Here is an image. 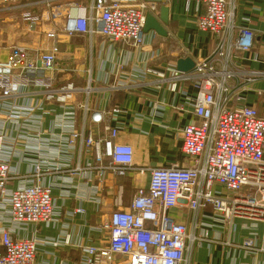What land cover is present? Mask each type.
Instances as JSON below:
<instances>
[{
    "label": "built area",
    "instance_id": "built-area-1",
    "mask_svg": "<svg viewBox=\"0 0 264 264\" xmlns=\"http://www.w3.org/2000/svg\"><path fill=\"white\" fill-rule=\"evenodd\" d=\"M167 1L0 0L5 21L29 33L39 30L43 36L33 46L16 44L0 53V219L18 229L54 221L51 189L40 182L42 169L50 168L29 148L43 134V117L53 111L45 104L71 106L54 117L51 134L68 177L80 171L79 166L70 170L77 146L79 152L85 150L81 172L94 193L107 174L123 178L135 167L133 148L116 143L119 129L104 122L105 113L87 101L74 102L75 96L90 94L92 81L76 85L66 78L69 69L59 71V44L63 37L96 36L113 45L142 47L146 15H155ZM201 4L196 28L213 35L214 51L195 63L191 72L173 76L191 83L196 92L190 101L192 119L181 131V151L191 165L139 169V184L127 210L100 217L97 228L107 241L84 248L83 264H187L194 238L185 223L170 215L173 210L209 209L226 221L264 220V117L255 108L228 104L231 82L240 76L237 53L252 49L253 33L247 29L235 33L227 0H201ZM257 75L249 73L245 79ZM77 110L90 116L88 130L78 128ZM14 159L28 163L30 171L15 172ZM144 173L149 176L146 186L140 184ZM12 180L15 187L10 186ZM37 249L36 240L16 239L0 228V264H35Z\"/></svg>",
    "mask_w": 264,
    "mask_h": 264
},
{
    "label": "crops",
    "instance_id": "crops-1",
    "mask_svg": "<svg viewBox=\"0 0 264 264\" xmlns=\"http://www.w3.org/2000/svg\"><path fill=\"white\" fill-rule=\"evenodd\" d=\"M227 1L235 33L247 29L254 37L250 51L237 53V69L243 78L236 77L231 82L232 101L228 104L232 108H255L264 117V0ZM161 7L167 10L168 22L163 25L167 35L144 33L142 47L113 45L96 36L63 37L60 41L59 71L69 69L66 78L76 85L92 81L90 94L77 95L74 102L87 101L105 113L104 122L119 129L116 143L133 148L135 167L123 178L107 174L104 184L94 193L81 172L85 150L79 152L77 146L70 170L79 166L80 171L68 177L51 134L55 133L54 117L71 106L45 104L46 109L53 111L43 117V134L29 148L35 151L34 157L46 161L45 167L51 169H42L40 182L51 189L54 221L18 229L0 219V228L13 233L14 238L38 242L35 264H83L84 248L104 246L107 241L105 233L97 228L100 217L114 210H127L139 184V169L191 165L181 151V131L192 119L190 101L196 92L188 81L173 78L176 73L182 74L175 65L180 58H189L194 65L207 59L216 41L210 33L196 28V19L203 13L201 0H168L152 15L157 20ZM249 73L258 75L245 79ZM76 121L79 129L92 127L90 116L81 110L76 112ZM11 166L19 175L31 169L18 159ZM148 178V173H144L140 184L146 186ZM13 181L11 187H15ZM214 189L220 191L218 187ZM77 208L82 213H74ZM170 215L185 223L194 238L187 264H264V220L232 217L226 221L209 209L197 213L173 210ZM248 241L249 247L245 245Z\"/></svg>",
    "mask_w": 264,
    "mask_h": 264
},
{
    "label": "rangeland",
    "instance_id": "rangeland-1",
    "mask_svg": "<svg viewBox=\"0 0 264 264\" xmlns=\"http://www.w3.org/2000/svg\"><path fill=\"white\" fill-rule=\"evenodd\" d=\"M76 3H86L89 0H73ZM7 14L0 12V53H4L12 45H31L42 42L39 30L34 33L27 32L22 26L16 27L5 21ZM61 81L60 83H62ZM75 82V81H74Z\"/></svg>",
    "mask_w": 264,
    "mask_h": 264
},
{
    "label": "water",
    "instance_id": "water-1",
    "mask_svg": "<svg viewBox=\"0 0 264 264\" xmlns=\"http://www.w3.org/2000/svg\"><path fill=\"white\" fill-rule=\"evenodd\" d=\"M167 22V10L161 7L158 20L151 14L146 15L143 31L145 34L152 31L159 36L165 37L167 33L164 30L163 25H166ZM193 68L194 62L189 58H180L177 60L175 65V69L178 73H188L191 72Z\"/></svg>",
    "mask_w": 264,
    "mask_h": 264
}]
</instances>
